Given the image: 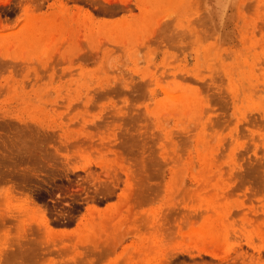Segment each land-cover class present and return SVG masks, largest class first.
<instances>
[{
    "label": "rangeland",
    "instance_id": "rangeland-1",
    "mask_svg": "<svg viewBox=\"0 0 264 264\" xmlns=\"http://www.w3.org/2000/svg\"><path fill=\"white\" fill-rule=\"evenodd\" d=\"M0 264H264V0H0Z\"/></svg>",
    "mask_w": 264,
    "mask_h": 264
}]
</instances>
